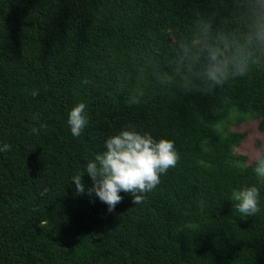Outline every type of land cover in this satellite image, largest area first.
<instances>
[{
  "label": "trees",
  "instance_id": "16d2710c",
  "mask_svg": "<svg viewBox=\"0 0 264 264\" xmlns=\"http://www.w3.org/2000/svg\"><path fill=\"white\" fill-rule=\"evenodd\" d=\"M194 6L208 3L0 0V264H264V183L224 124L253 117L264 132V70L211 94L156 79ZM78 103L88 123L73 137ZM128 125L172 141L179 160L142 203L121 192L109 213L71 180ZM253 185L260 212L242 216L231 194Z\"/></svg>",
  "mask_w": 264,
  "mask_h": 264
},
{
  "label": "clouds",
  "instance_id": "9594fccd",
  "mask_svg": "<svg viewBox=\"0 0 264 264\" xmlns=\"http://www.w3.org/2000/svg\"><path fill=\"white\" fill-rule=\"evenodd\" d=\"M207 3V9L194 6L190 10V32L174 39L153 65L161 86L184 93L211 94L254 70H264V0H207ZM30 95L35 97L38 91L32 90ZM85 109L84 103H78L68 113L67 124L73 137H79L88 123ZM33 119L38 120V114ZM31 131L38 134L39 129L33 127ZM104 149L86 164L84 172L72 177L71 183L77 195L98 198L107 205L109 213L122 202L121 192L132 197L133 205L142 203L145 194L160 183L161 175L179 160L172 141H157L149 133L135 131L131 125L107 138ZM10 150L8 144L0 147V152ZM252 156L254 174L264 183V143L253 148ZM85 174L91 180L87 189L82 181ZM259 195L254 185L233 190L232 207L242 216H254L260 212Z\"/></svg>",
  "mask_w": 264,
  "mask_h": 264
},
{
  "label": "rangeland",
  "instance_id": "374dc122",
  "mask_svg": "<svg viewBox=\"0 0 264 264\" xmlns=\"http://www.w3.org/2000/svg\"><path fill=\"white\" fill-rule=\"evenodd\" d=\"M233 117H236V115L232 114L224 123L226 132L235 131L244 133L245 136L235 151L237 155L245 157L247 162L251 163L254 161L252 156L253 148L260 143H264V132L258 130V119L246 117L239 123H235L238 118Z\"/></svg>",
  "mask_w": 264,
  "mask_h": 264
}]
</instances>
